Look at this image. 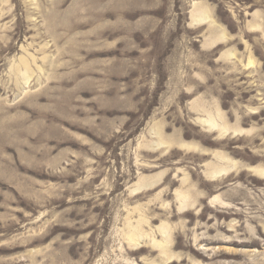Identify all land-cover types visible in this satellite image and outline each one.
<instances>
[{"label": "rangeland", "instance_id": "1", "mask_svg": "<svg viewBox=\"0 0 264 264\" xmlns=\"http://www.w3.org/2000/svg\"><path fill=\"white\" fill-rule=\"evenodd\" d=\"M250 168L264 0H0V264H264Z\"/></svg>", "mask_w": 264, "mask_h": 264}, {"label": "bare ground", "instance_id": "2", "mask_svg": "<svg viewBox=\"0 0 264 264\" xmlns=\"http://www.w3.org/2000/svg\"><path fill=\"white\" fill-rule=\"evenodd\" d=\"M205 13L203 12V11H199L198 12V18H199V20H206V15H204ZM26 71H28V70H26ZM25 79H26V81L29 79L28 78V76H27V74H26V76H25ZM203 123H205V124H207L208 126H209V128L210 129H215V127L217 128V129H219L218 127H217V125L216 124H214L212 121H204ZM249 170H252V173L253 174H257V175H259L260 177H264V170H262V169H257V168H255V169H253V168H250ZM217 174H218V172H216V171H214L213 173H211V179H213V177H216L217 176ZM181 204L182 205H185L188 201H189V198H187L186 196L185 197H181ZM195 203V201L193 202V204ZM183 209H185V207L184 206H181L180 207V210H183Z\"/></svg>", "mask_w": 264, "mask_h": 264}]
</instances>
